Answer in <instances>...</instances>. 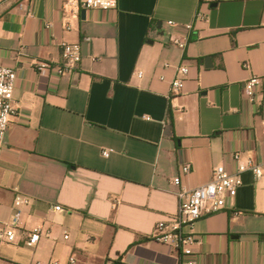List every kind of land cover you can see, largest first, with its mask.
Wrapping results in <instances>:
<instances>
[{
	"label": "crops",
	"instance_id": "obj_1",
	"mask_svg": "<svg viewBox=\"0 0 264 264\" xmlns=\"http://www.w3.org/2000/svg\"><path fill=\"white\" fill-rule=\"evenodd\" d=\"M67 1L79 0H0V66L17 75L18 110L0 146V221L23 196L24 232L42 227L34 247L23 232L0 244L1 264H178L152 234L179 189L232 171L233 153L264 159V108L243 93L252 77L264 92V0H116L77 16ZM64 42L81 45L73 74L36 71L63 63ZM182 164L192 171L178 188ZM195 234L197 264H264V178L244 174Z\"/></svg>",
	"mask_w": 264,
	"mask_h": 264
},
{
	"label": "built area",
	"instance_id": "obj_2",
	"mask_svg": "<svg viewBox=\"0 0 264 264\" xmlns=\"http://www.w3.org/2000/svg\"><path fill=\"white\" fill-rule=\"evenodd\" d=\"M116 0H79L76 4L67 1L64 6L66 16H77L81 10L108 11L116 9ZM72 29L67 24L66 30ZM173 45L179 48L185 47V42L172 37ZM61 53L63 63L53 65L46 61L37 60L33 66L36 71L49 72L57 77L73 74L77 64L81 62L82 52L79 43H62ZM188 68L181 67L177 70L178 77L171 83V95L180 96L185 84ZM140 76V75H139ZM17 75L14 70L0 66V146L3 145L9 122L17 115L18 110L14 104L13 96ZM261 86L259 77L250 78L243 88L244 96L250 102L259 101L264 108V92L258 93ZM104 157L109 152H103ZM233 170L228 171L223 165L216 166L212 170L211 181L198 186L192 191L181 189V177L192 171L190 164L180 166V174L173 180V184L180 188L177 193V211L165 221L158 222L153 230V239L174 250L179 258L178 264H197L194 246L198 240L195 234L196 222L205 215L218 213L226 208L228 199L234 198L238 188L242 185V176L250 173L256 180L264 178V159L256 161L251 157H243L240 153L231 154ZM30 199L16 196L13 201L12 213L7 220L0 221V244L11 245L16 243L17 234L23 232L27 238L25 245L29 248L36 246L42 236V227L35 226L28 232H24L23 216L24 208L30 204ZM61 211V207H55ZM68 239V236H64ZM0 259V264H1ZM74 258L69 263L74 264Z\"/></svg>",
	"mask_w": 264,
	"mask_h": 264
},
{
	"label": "trees",
	"instance_id": "obj_3",
	"mask_svg": "<svg viewBox=\"0 0 264 264\" xmlns=\"http://www.w3.org/2000/svg\"><path fill=\"white\" fill-rule=\"evenodd\" d=\"M169 122L170 123L172 122V116H171V114H169Z\"/></svg>",
	"mask_w": 264,
	"mask_h": 264
},
{
	"label": "water",
	"instance_id": "obj_4",
	"mask_svg": "<svg viewBox=\"0 0 264 264\" xmlns=\"http://www.w3.org/2000/svg\"><path fill=\"white\" fill-rule=\"evenodd\" d=\"M81 15H82V17H84V15H85V11H82V12H81Z\"/></svg>",
	"mask_w": 264,
	"mask_h": 264
}]
</instances>
